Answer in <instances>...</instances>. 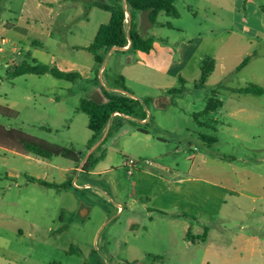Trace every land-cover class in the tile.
Returning <instances> with one entry per match:
<instances>
[{"label":"rangeland","instance_id":"obj_1","mask_svg":"<svg viewBox=\"0 0 264 264\" xmlns=\"http://www.w3.org/2000/svg\"><path fill=\"white\" fill-rule=\"evenodd\" d=\"M91 1L0 0V36L8 41L3 45L5 53H0V109L12 110L0 112V127L69 149L80 161L96 150L90 153L87 148L92 137L87 126L88 117L77 112L81 100L87 99L83 88L94 82L70 83L49 74L12 79L6 66L20 62V51L11 53V48L21 44L24 50L30 48L31 54L38 50L35 55L48 63L44 65L62 72H66L68 64L77 63L78 57L87 64L93 62L99 72L91 55L70 53L73 44L90 41L99 25L105 24L104 16L108 14L92 7ZM174 1L179 18L162 13L158 21L175 29L154 30L169 42V48L157 38L158 47H154L149 62L157 63L154 56L162 55V50L168 54L171 49L174 54L171 61L178 63V49H190L191 44L201 40L197 57L223 59L227 75L222 77L217 71L210 79L211 83L198 88V79H188L195 72V63H192L185 70L187 77L170 75L166 90L135 83L127 85L139 100L154 99L146 106L148 121L143 123L138 117L110 121L98 143L106 151V158L94 169L82 173L60 172L61 168L75 167V163L71 164L63 157L52 158V166L48 167L37 162L33 155V159L20 155L18 152L21 151L13 145L0 148V186H11L6 201L0 202V254L4 239L11 234L10 220L27 216L46 229L39 241L26 238L16 246L12 245L16 251L22 248L24 254L31 255L29 264H264V186L256 192L262 198L255 205L248 206L242 213L232 207L230 221L204 219L207 222L202 226L209 229L205 246L221 252H210V257H204L199 248L194 256L185 254L183 257L178 250L183 245L182 239L170 234L171 217L148 216V210L134 201L132 181L135 175L126 174L123 168L126 158L164 165L179 159L182 166L188 168L191 166L185 160L188 156L204 154L213 165L225 167L234 178L244 167H251L260 175L264 173V96L259 108L263 112L259 123L263 130L255 125L234 123L226 115V110L236 101L230 87L255 84L264 89V0ZM176 28L184 32L180 34ZM34 42L41 46L30 47ZM247 57L252 62L237 71L236 66ZM54 59L57 64L52 62ZM106 70L104 80L112 85L109 66ZM95 76L96 72L92 79ZM180 77L185 80L183 94L169 95V90L181 89ZM97 84L106 89L100 78ZM215 93L225 107L200 119L206 123L217 121L214 124L217 132L213 133L200 128L194 116L205 109L207 100ZM54 97L58 98L59 104L51 102ZM158 98L161 99L159 103L155 101ZM229 126L237 131L230 130ZM201 135L215 136L220 139L219 144L209 146ZM234 135H238V139ZM139 165L141 168L144 164ZM8 169H17L18 177H7ZM65 175L70 180L68 183L76 180L81 188L71 185L58 191L29 184L32 179L55 184ZM15 184L27 187L19 191ZM61 198L68 206L67 215L74 217L67 218L63 226L58 225L57 220ZM18 199L23 201L18 202ZM233 202L229 200V206ZM119 206L123 208L122 212H119ZM83 210L88 214L79 222L77 216ZM53 221H57L55 225ZM49 227L55 231L49 233ZM64 229L66 237L60 234Z\"/></svg>","mask_w":264,"mask_h":264},{"label":"crops","instance_id":"obj_2","mask_svg":"<svg viewBox=\"0 0 264 264\" xmlns=\"http://www.w3.org/2000/svg\"><path fill=\"white\" fill-rule=\"evenodd\" d=\"M106 13L108 14V16H104L105 24L109 23L111 19V14L108 12ZM126 15H127L126 25H125L126 31L130 30V26L132 23L135 24L140 31L144 29L147 35L154 37L155 39L154 47H158V45L156 44L157 38L162 43L165 42L157 32H154L155 29H160L161 31H163L164 29H169V30L175 29L173 26L169 28L166 26L167 23H163L159 21L158 22L159 24H161V27H154L152 29H149V23L147 20L146 13L137 14L136 12L128 11ZM161 15L162 13L158 16V19L162 17ZM17 24L21 26V23L19 21L17 22ZM103 24L104 23H101L99 27ZM99 27L94 32L90 41H86L85 44L83 43L73 44L71 46L70 53L74 56L79 53H85L86 55L89 54L91 55V58L94 61L93 55L89 51H87V48L94 41V38L96 36ZM2 31L5 32L6 31L5 28H3ZM10 31L11 30H7V32ZM177 31L180 34L184 32L181 29H177ZM0 38L3 37L0 36ZM5 40L7 41V39ZM199 41L201 40H197V42L194 43L195 45L191 44V46H189L190 49H188L187 47H180L178 49V63L171 61L174 54L170 49V52H168V54H166L165 51L162 50V55L154 56L157 60V63L151 64L150 62L152 57L151 55H153L152 54L153 50L147 54L142 52H134L131 50L130 42H129L128 45L123 49L113 48L110 50L101 51L100 55L103 58V64L101 65L102 67L100 68V66L97 65L94 61V66L98 67V69L100 70L99 72L97 69H95V67H93L92 65L93 62L91 64L90 63L87 64L86 61L78 57L79 59H77V63L68 64L69 67H66L65 69L66 72L64 73H74L79 76V79L70 83H75L79 80H85L88 83L94 82V84H90V87L83 88V91L85 92V96L87 99H93L96 101H105L106 100L105 94L108 93L110 95H120V96L131 94L132 98L139 100V97L135 93H133L131 89L127 87V85L131 83H135L137 85L147 86L151 89L166 90L168 89L166 82L170 77V75L172 74L175 78L181 75L187 77L185 70H188L189 66L192 63H195V67L193 69L195 72L193 73V75L188 76V79L194 81H196L197 79L199 80L201 76V65L203 60L205 59V58L201 59L200 57H197V51H198L197 49L200 45ZM7 43L8 41L6 42V44ZM165 43L167 44L166 46L168 47L169 42L167 41ZM40 46L41 45L38 42H34L30 44V47H40ZM18 48L20 50H17ZM168 48L164 47L165 50ZM17 51L18 52L20 51L18 54V59L20 60V62L19 63L14 62L13 66L10 67L9 65H7L6 67L9 73L12 72V70L15 67L19 66V64L23 62L26 58H30L31 60L34 59L41 65L48 64L45 63L43 60L38 59V57L35 55L38 52V50L36 49H35V53L31 54L32 51L30 48L24 50L22 48V45L18 44L17 46L11 48V53ZM0 53L2 54L5 53V50L3 49V45L0 46ZM168 57L170 58V60ZM245 59H248L249 61L244 68H246L252 62L248 57ZM218 60H220V62ZM52 62L57 64L55 59ZM239 65L236 66V70L237 71L243 70L244 68H242L241 70L237 69ZM108 66L112 73L111 76H109V80L111 81L112 85L107 84V82H105L104 80V75L107 72L106 68ZM47 67L49 66L47 65ZM101 70H104L103 74L101 73ZM217 71L220 72V75L222 77H225L227 75L228 70L224 65L223 59H217L215 61V69L211 74V76L209 77L206 85L211 83L210 79ZM94 72H96V76L94 79H92V75ZM119 77L124 78V83L128 93L121 90L117 86L116 81ZM99 78L101 79L103 86H106V89L100 87L97 84ZM12 79H16V78H12ZM256 84H258V82ZM248 85L250 84H247L245 87H247ZM245 87L242 88L230 87L234 95H236L235 98L236 101L230 105V108L228 110H226L227 118H229L234 123L241 125H248V126L255 125V126H259L258 128L260 130H263L262 125L259 124L262 122L263 112L259 108H260V99L264 95L254 96V95L239 93V90ZM27 99H31V98L28 97ZM51 102L55 104H59L58 98L56 97L51 99ZM222 103L223 106L221 109L225 107L224 102ZM7 110L9 112L12 111L11 108H7ZM217 112L218 110L214 113ZM120 117L126 119L129 118L117 114L112 117L111 122L114 119ZM146 121H148V119L143 120V123H145ZM200 122L206 123L202 121ZM216 123L217 121H215V123H207V126L209 128H205V129L212 131L213 133H216L217 129L214 127V124ZM212 128H215L216 131L214 132ZM229 129L233 130L234 132L237 131L235 128H232L231 126H229ZM234 138L238 139V135H234ZM219 141L220 139H217V143L214 145L219 144ZM0 148L5 149L4 145H0ZM95 148L96 146L89 152L92 153ZM18 153L20 155L21 154L26 155L27 158L33 159L31 158V154L29 155L23 152H18ZM35 159H37V162L41 163L42 165L48 167L52 166L51 164L52 159L47 160L39 157H36ZM87 159L88 157L83 159L82 161H80L79 158H77L76 161L72 159H66L71 164L75 163V167L73 166L65 167V168H61L59 171L65 174H68L69 172L82 173L86 171L84 169V165ZM185 160L188 163H191L190 167L187 168L185 167V165L182 166L181 161L179 159H175L173 161H170L169 165L156 164L153 162L151 166H142L136 172H134L133 175H131V177L135 175L132 181V186L134 190V195H133L134 201L141 203L143 205V208L148 210L147 211L148 216H151L152 214H156L160 216L171 217L172 220L170 222V234L173 237L177 236V238L182 239L183 245L181 247H178V250H180L183 253V257L185 254L194 256L193 254L196 252V248H199L203 252L204 257L205 256L210 257L211 256L210 252H213L215 254H219L221 252L220 251L215 252L210 250V248L207 245L205 246V243L203 242L198 241L192 243L190 241H187L186 240L187 233L191 231L194 236H200L204 228L202 226V223L207 222L204 221V219L209 221H213V220L230 221L231 220L230 212L233 206L235 207L236 212L242 213L243 211L248 209V206L255 205L257 201H259L262 198L256 192H258L259 188L261 187L263 188L264 186V173L263 175H260L257 170L251 167H244L241 173L237 174L236 178H234L225 167L220 168L217 167V165H213V163H211V161L207 158V155L203 154L200 155L199 157L197 154H195L192 156H188ZM7 173H8L7 177L16 178L18 177L19 171L17 169H8ZM37 181H41V180L32 179L29 180V184L44 187L38 184ZM69 181L70 180L68 179L67 175H65V177L62 178L59 182L55 183V185L61 186L65 183H68ZM74 183L78 184L76 180L71 182L72 185ZM49 184H54V183H49ZM14 186L19 191L23 189L22 187L24 188L27 187L26 185L22 186L20 184H15ZM44 188H50L58 191L66 190V189H57L51 187H44ZM10 189L11 186L9 185L5 187L0 186V202L6 201L5 200L6 194ZM229 200L234 201L233 202L234 204H232V206H229ZM21 201H23V199H18V202ZM31 201L35 202V200H31ZM58 205L60 206L58 209L59 213L57 215L58 225L63 226L67 218L71 220L74 217L67 215L69 209L65 203L64 198L60 199ZM251 210L253 211L254 207H252ZM122 211L123 208L119 206V212ZM160 212H164L165 214H162ZM181 213H186L190 216H193L197 218V220L191 221V220L178 219L175 217L177 214H181ZM87 214L88 212L86 210H83L82 213L77 216V220L79 222H82V220L87 216ZM56 222L57 221L54 222V225L56 224ZM9 225L12 227L11 230L9 231L11 234L6 237L7 239H4L5 240V242L3 243L4 248H2V254H0V264L31 263V257H30L31 255L29 253L24 254V250L22 248H20L21 249L20 251H16L12 245L16 246V244H19L26 238H29L33 241H37V240L39 241V236H41L43 232H46V229L42 226L40 222L34 219L27 218V216H25V218L10 220ZM47 231L49 233H52L55 231V228L53 229L52 227H49ZM60 234L62 237H66L67 232L64 229L63 231H60ZM201 243L202 246H199L201 245Z\"/></svg>","mask_w":264,"mask_h":264},{"label":"trees","instance_id":"obj_3","mask_svg":"<svg viewBox=\"0 0 264 264\" xmlns=\"http://www.w3.org/2000/svg\"><path fill=\"white\" fill-rule=\"evenodd\" d=\"M91 6L98 8L102 11L111 14L110 22L103 24L99 27L94 41L87 48L93 57L97 65L103 64V58L100 55L101 51L110 50L113 48L123 49L130 42V48L134 52L150 53L154 47V38L147 35L146 31H140L135 24H131L130 30L126 31V13L141 12L146 13L149 28L161 27L158 22V16L161 13L166 14L169 17L179 18V12L175 7L174 0H92ZM127 7V8H126ZM171 28L170 24L166 25ZM163 27V26H162ZM248 59H245L239 66L238 70H241L248 64ZM215 69V61L211 58H205L201 65V76L196 87L203 88L211 74ZM11 78L22 77L26 75H51L55 79L64 80L68 82H74L79 79V76L74 73H64L55 68H49L47 66L39 64L36 60L26 58L19 66L15 67L12 72L9 73ZM181 89L169 90V95H180L184 91V80L180 78ZM117 86L128 93L124 78L119 77L116 81ZM239 93L249 94L254 96H263L264 89L256 85H248L247 87L240 89ZM128 95H110L105 94V101H96L93 99H82L77 112L83 113L88 117V129L92 133L91 139L88 141L87 148L92 150L96 146V150L89 155L84 169H94L96 165L105 158L106 151L102 150V145H98L99 140L107 128L109 122L115 114L123 115L126 117L134 118L138 117L141 121L147 118L146 106L153 102L154 99L147 98L145 100H137ZM157 103L161 99L155 100ZM223 106L216 94H213L211 98L207 100L205 109L194 116V120L201 128H209L207 123H201L200 119H203L210 114L221 109ZM9 112L7 109H0V112ZM214 132L215 128H212ZM111 134L109 132L108 136ZM200 138L209 146L217 143V138L211 135H201ZM105 141V140H104ZM103 141V142H104ZM102 142V143H103ZM0 145H13L17 147L21 152L31 154L33 156L42 159H52L54 157H63L65 159L77 160V156L69 149L52 146L45 141L32 137L18 130H6L0 127ZM98 145V146H97ZM34 181V180H33ZM38 184L44 187H51L57 189H67L72 184L65 183L61 186L55 184H49L42 181H37ZM165 214L164 212H160ZM178 219L196 221L197 218L190 216L186 213L177 214L175 216ZM209 229L204 228V233L200 236H194L191 231L186 235V240L192 243L205 242Z\"/></svg>","mask_w":264,"mask_h":264},{"label":"built area","instance_id":"obj_4","mask_svg":"<svg viewBox=\"0 0 264 264\" xmlns=\"http://www.w3.org/2000/svg\"><path fill=\"white\" fill-rule=\"evenodd\" d=\"M127 16V15H126ZM6 40L5 39H3V38H0V46L1 45H5L6 44ZM13 64H14V62H12L10 65H9V67L10 66H13ZM104 72V70H101V73H103ZM115 115H117V114H115ZM114 115V116H115ZM140 163H143L144 165L143 166H151L152 164H153V162H151V161H148V160H134V159H132V158H126L125 160H124V163H123V168L126 170V174L127 175H129V176H131V175H133V173L135 172V171H137L140 167ZM74 186H75V188H81V187H79L78 186V184H76V183H74L73 184ZM85 189H88V187H85ZM121 210V209H120Z\"/></svg>","mask_w":264,"mask_h":264}]
</instances>
